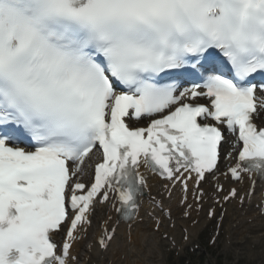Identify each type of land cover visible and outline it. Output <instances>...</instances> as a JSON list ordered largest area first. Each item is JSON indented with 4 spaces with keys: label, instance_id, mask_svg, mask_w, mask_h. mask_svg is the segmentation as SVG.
Listing matches in <instances>:
<instances>
[{
    "label": "snow or ice",
    "instance_id": "1",
    "mask_svg": "<svg viewBox=\"0 0 264 264\" xmlns=\"http://www.w3.org/2000/svg\"><path fill=\"white\" fill-rule=\"evenodd\" d=\"M262 77L264 0H0V264H75L79 234L113 197L117 226L104 227L99 249L121 223L130 243L141 167L169 195L179 186L185 218L207 199L209 219L232 199L243 205L264 183ZM21 130L29 148L16 143ZM225 132L234 163L221 173ZM90 154L100 159L86 184ZM220 175L246 176L247 197L225 193Z\"/></svg>",
    "mask_w": 264,
    "mask_h": 264
},
{
    "label": "bare ground",
    "instance_id": "2",
    "mask_svg": "<svg viewBox=\"0 0 264 264\" xmlns=\"http://www.w3.org/2000/svg\"><path fill=\"white\" fill-rule=\"evenodd\" d=\"M257 122L264 123V118H260L256 120ZM262 125V124H260ZM92 154H90L91 156ZM87 161V158H86ZM85 161L84 167V172L83 176L85 175V172L89 168L90 164L89 162ZM228 166V162H224V167ZM92 168V167H91ZM81 175V176H82ZM80 176V178H81ZM220 180V179H219ZM208 187H210V184L207 182L205 183ZM167 207L174 213V212H179L180 210L176 207L175 202L170 203L166 202ZM233 217L228 224V228H230V237H231V242L233 241H238V238L240 237L238 234H241L244 232L246 235L249 234H263L264 236V219L261 220H254L252 224L248 225L247 220L252 219L251 218V212L248 214L247 217L241 218L239 216L240 211H234ZM229 214V212H227ZM97 216V215H96ZM94 215V217H96ZM93 220V219H92ZM238 224L235 229H233V225ZM146 221V219H143V221L136 225L133 230L131 231V242L129 245H127L126 240L124 239V229L118 228V236L114 239V241L111 243L110 249L104 254V258H106L105 263H110L112 264H119L121 262V257L123 256V260L126 262V264L131 261H134L135 259H138L140 264H155L154 262H151L153 260L151 257L155 256L154 258H159L160 255V246L163 244V241L157 239V235L154 234L151 231V225ZM254 224V225H253ZM253 225V226H252ZM200 226V225H197ZM200 228V227H199ZM198 228L193 227L192 229H189V237L190 241H196L198 240V236L201 234V228L198 231ZM195 233L197 235L195 236ZM252 244H260L261 241L258 239H255V236L252 237ZM116 241H119L117 244H115ZM114 245V246H113ZM147 247L148 250H151V253L148 251H143V247ZM142 252V253H141ZM147 255V256H146ZM149 256V257H148ZM149 258V260H147ZM132 259V260H130Z\"/></svg>",
    "mask_w": 264,
    "mask_h": 264
},
{
    "label": "rangeland",
    "instance_id": "3",
    "mask_svg": "<svg viewBox=\"0 0 264 264\" xmlns=\"http://www.w3.org/2000/svg\"><path fill=\"white\" fill-rule=\"evenodd\" d=\"M92 157L94 158V155H92ZM95 160H96L95 158L93 160L89 159L87 162H90L91 164L92 161H95ZM88 171L90 172V168L88 169ZM199 227L200 226H196V228H198V231L200 230ZM197 233H195V236L197 235ZM255 235L253 234V236ZM206 236L207 234L203 233L202 237H200L199 239V242H203V247L204 246L206 247L205 245ZM250 239H251V236H249L247 240H244V243L243 244L241 243L240 246L236 245L235 246L236 248L227 249L224 246L222 247L218 246L216 249L211 250V249H207V247L206 248L204 247L205 254L201 253L200 256L198 254H195L194 255L195 259L189 260L188 264H264V240L261 241V244L259 246H257V244L256 245L253 244L255 249H252L253 245L250 243ZM118 242L119 241H116L115 244H117ZM163 246L164 245H162V247L160 248L161 251L164 250ZM144 250L151 253V250H148V248L145 246L142 248V252ZM206 255H208L209 257L206 258ZM163 258L165 260V256ZM136 260L138 259H135L134 261L129 262V264H140ZM147 260H149V258H147ZM184 261H187V260H184ZM119 264H126V262L122 260Z\"/></svg>",
    "mask_w": 264,
    "mask_h": 264
}]
</instances>
